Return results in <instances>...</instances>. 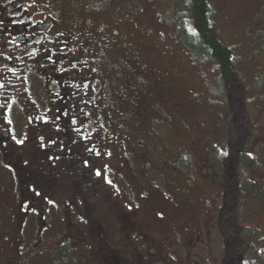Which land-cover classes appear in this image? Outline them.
<instances>
[{"label": "rangeland", "instance_id": "obj_1", "mask_svg": "<svg viewBox=\"0 0 264 264\" xmlns=\"http://www.w3.org/2000/svg\"><path fill=\"white\" fill-rule=\"evenodd\" d=\"M54 2L72 11L83 5L76 14L80 31L96 27L98 39L122 34L110 53L120 51L123 57L113 56V70L107 68L109 60L104 55L98 59L97 88L109 105L101 108L103 119L106 111L109 120L116 114L113 122L123 138L140 131L153 134L146 139L151 142L149 149H137L139 158L133 156L130 165L125 164V156L120 157L124 163L119 174L114 173L117 179L110 178L106 185L107 202L127 216L122 212L116 216L113 204L110 208L88 205L86 210H70L65 226L60 213L50 211L51 225L41 236H36V228L17 231L12 244L16 248L5 264H220L225 246L238 237L236 218L244 237L253 238L252 230L263 234L264 0H209L218 35L236 51L240 62L237 67L235 60V78L224 84L211 74V65L200 64L181 43L180 0ZM128 58L137 62L140 78H134L137 71L130 64H123ZM134 104L141 106L142 119L138 112L132 113ZM143 106L150 109L147 120ZM227 137L240 155L235 167L229 163L224 169L221 143ZM111 165L113 169L121 166ZM228 169L240 181L238 195L233 193ZM136 182L155 197L145 204L149 213L154 207V215L138 217L144 192L137 190ZM8 206L9 202H0L1 226L11 223ZM82 214L91 215L92 223ZM62 231L67 235L65 242L59 239ZM0 235L5 259L11 235L3 228ZM97 240L106 244L104 252L94 248ZM59 241L64 242L62 247ZM250 257L251 264H264V243Z\"/></svg>", "mask_w": 264, "mask_h": 264}, {"label": "flooded vegetation", "instance_id": "obj_2", "mask_svg": "<svg viewBox=\"0 0 264 264\" xmlns=\"http://www.w3.org/2000/svg\"><path fill=\"white\" fill-rule=\"evenodd\" d=\"M59 4L0 0V202H9L11 215V223L0 225L11 235L5 259L0 235V264L16 248L12 244L18 230L36 228V236L42 235L51 225L48 212H59L67 226L70 210L106 206V185L110 178L117 179L114 173L119 174L124 163L120 157L127 158L126 165L132 163L133 156L139 158L137 149L147 151L151 144L146 139L153 131L123 138L113 122L116 114L109 120L106 111L103 119L101 108L109 105L97 88L98 59L104 55L107 68L113 70V56L123 59L120 51L110 55L122 34L98 39L95 25L93 31H80L76 14L83 5L72 11ZM124 60L137 71V62ZM140 73L133 72L134 78ZM131 93L127 92L126 101ZM136 99L141 102L139 96ZM130 108L141 114L139 104ZM143 110L147 120L150 109L143 106ZM113 162L121 165L119 169H113ZM111 173L113 177L108 176ZM136 183L137 190L144 192L142 182ZM143 197L146 202L149 196L144 192ZM81 216L91 223V215ZM66 237L63 233L59 239Z\"/></svg>", "mask_w": 264, "mask_h": 264}, {"label": "trees", "instance_id": "obj_3", "mask_svg": "<svg viewBox=\"0 0 264 264\" xmlns=\"http://www.w3.org/2000/svg\"><path fill=\"white\" fill-rule=\"evenodd\" d=\"M180 5L181 6L179 7L181 10H183V15L180 18L181 24H179V35L181 43L183 44L186 51L188 53L194 54L196 56L195 60H199L200 64L206 63L209 66L211 65L209 71L211 74H216V77L222 84L233 80L235 78V63L237 62L236 66L238 67L240 62L238 56L236 55V51H234L230 45H226L228 43L227 41L224 42V39L219 37L215 28L214 12L211 8V5L209 4V0H180ZM248 93H252V91L250 90ZM262 93V97L264 98V92ZM231 143L232 142L230 138L227 139L226 143H221L224 145L225 151L220 158V166L224 169H226L229 163H233L235 167V164L237 163L236 157L240 155V150H237L236 147H233V143ZM144 159L145 158L142 160ZM227 171L230 174L229 177L231 186L234 189L233 193L238 195V191L240 190L238 189V185L240 181L236 180L235 175L233 174L235 171H232L231 169H228ZM147 196H149L147 201L139 205L140 213H137V215H140L138 217H143V215L146 213L148 215H154V207H151V205L149 206L151 207L150 212H153L149 213V210L148 212L146 211L147 206L145 207V204H151L152 200H155V197L151 194V192H149ZM113 200H115V198H113ZM112 204V209L116 210L114 211L116 216L121 212L123 216H127L128 213H124L123 211L118 212V208L113 202L107 203L106 207L108 206L110 208ZM141 205L144 206L140 207ZM90 221L92 220L90 219ZM236 221L238 224L236 228H239V232L237 233L238 237L234 242H231V244L225 246L221 254L220 264H251L253 261V257H250L251 252L253 250L256 251L264 243V233L261 234L258 233L257 230H252L254 235L253 238H246L242 234L243 227L239 224L237 218ZM130 224L132 225L133 221L130 222ZM92 244L98 253L104 252V241L99 242V240H97L96 243ZM59 251V253H63L62 248H59Z\"/></svg>", "mask_w": 264, "mask_h": 264}]
</instances>
